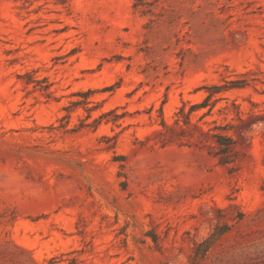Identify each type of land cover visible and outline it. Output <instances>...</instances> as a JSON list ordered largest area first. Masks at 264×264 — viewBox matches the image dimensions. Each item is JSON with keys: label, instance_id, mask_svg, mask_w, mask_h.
Segmentation results:
<instances>
[{"label": "rangeland", "instance_id": "obj_1", "mask_svg": "<svg viewBox=\"0 0 264 264\" xmlns=\"http://www.w3.org/2000/svg\"><path fill=\"white\" fill-rule=\"evenodd\" d=\"M0 264H264V0H0Z\"/></svg>", "mask_w": 264, "mask_h": 264}, {"label": "trees", "instance_id": "obj_2", "mask_svg": "<svg viewBox=\"0 0 264 264\" xmlns=\"http://www.w3.org/2000/svg\"><path fill=\"white\" fill-rule=\"evenodd\" d=\"M205 106H207V104L199 103L195 108L199 109ZM177 123H179V121ZM215 130L217 131L214 133L213 137L215 138V142L217 143L218 147L222 149L221 160L225 163H229L232 160L231 158L235 147V140L232 135L226 133V131H223L224 129L222 127L216 126ZM229 229L230 227H227V230Z\"/></svg>", "mask_w": 264, "mask_h": 264}]
</instances>
